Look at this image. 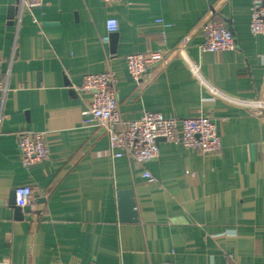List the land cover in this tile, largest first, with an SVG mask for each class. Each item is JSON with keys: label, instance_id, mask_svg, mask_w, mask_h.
I'll return each instance as SVG.
<instances>
[{"label": "crops", "instance_id": "obj_1", "mask_svg": "<svg viewBox=\"0 0 264 264\" xmlns=\"http://www.w3.org/2000/svg\"><path fill=\"white\" fill-rule=\"evenodd\" d=\"M17 1L0 0V264H264V112L211 97L175 51L183 47L219 90L264 99V34L249 31L254 0H43L19 21ZM209 21L231 30L233 49L200 50ZM146 51L163 59L136 83L125 56ZM108 68L124 119L203 114L218 122L221 149L205 155L159 139L145 164L152 182L112 157L104 130L83 121L91 95L80 89L84 74ZM30 131L46 133L49 157L26 168L17 136ZM23 184L33 198L16 211ZM123 190L135 221L120 219Z\"/></svg>", "mask_w": 264, "mask_h": 264}, {"label": "built area", "instance_id": "obj_2", "mask_svg": "<svg viewBox=\"0 0 264 264\" xmlns=\"http://www.w3.org/2000/svg\"><path fill=\"white\" fill-rule=\"evenodd\" d=\"M42 1L18 0V21L23 12L31 13L33 8L41 6ZM103 1L111 4L125 0ZM106 27L109 33L115 32L116 20L107 19ZM201 29L203 42L199 48L202 52L231 50L235 47L233 34L225 24L209 21L205 22ZM249 31L252 35L264 34V0L253 2ZM107 41L108 36L102 38V42ZM175 51L183 57L191 75L211 97L240 106L256 115L264 112V99L243 98L219 90L205 80L195 62L185 58L183 47L178 46ZM162 59L160 51L132 52L125 56V64L131 78L139 83L150 65L161 62ZM80 89L91 95L88 106L82 111L83 121L94 122L100 126L107 134L111 156H125L134 167L143 169L142 176L150 182L154 181V177L145 169V164L158 156L159 139L175 141L179 138L184 147L197 149L205 155H213L221 149L222 142L215 120L203 114L180 118L172 114L162 115L156 111H144L136 119H124L117 102L116 76L109 68L100 73L84 74ZM6 91V82L0 76V92L4 94ZM17 148L20 162L26 168L49 157L46 133L43 131L19 134ZM14 195L15 204L18 207H25L33 198L32 186L18 185L14 188Z\"/></svg>", "mask_w": 264, "mask_h": 264}, {"label": "water", "instance_id": "obj_3", "mask_svg": "<svg viewBox=\"0 0 264 264\" xmlns=\"http://www.w3.org/2000/svg\"><path fill=\"white\" fill-rule=\"evenodd\" d=\"M216 127L219 134L218 122H216ZM118 196H119L118 209H119L120 219L122 221H135L136 220L135 202L133 200L131 191L130 190L120 191ZM19 209L21 208L15 206L16 211H18ZM22 209L24 211H28L29 207H23Z\"/></svg>", "mask_w": 264, "mask_h": 264}]
</instances>
